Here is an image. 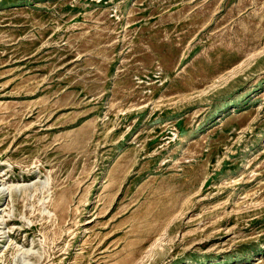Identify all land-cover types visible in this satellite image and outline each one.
Returning <instances> with one entry per match:
<instances>
[{"label": "rangeland", "instance_id": "rangeland-1", "mask_svg": "<svg viewBox=\"0 0 264 264\" xmlns=\"http://www.w3.org/2000/svg\"><path fill=\"white\" fill-rule=\"evenodd\" d=\"M0 264H264V0H0Z\"/></svg>", "mask_w": 264, "mask_h": 264}]
</instances>
